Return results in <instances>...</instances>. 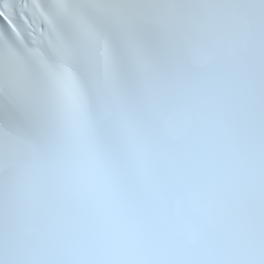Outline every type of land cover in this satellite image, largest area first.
<instances>
[{
    "label": "snow or ice",
    "instance_id": "snow-or-ice-1",
    "mask_svg": "<svg viewBox=\"0 0 264 264\" xmlns=\"http://www.w3.org/2000/svg\"><path fill=\"white\" fill-rule=\"evenodd\" d=\"M0 264H264V0H4Z\"/></svg>",
    "mask_w": 264,
    "mask_h": 264
}]
</instances>
